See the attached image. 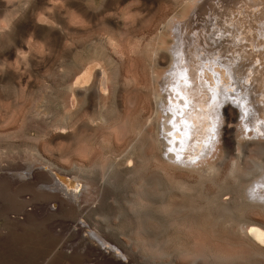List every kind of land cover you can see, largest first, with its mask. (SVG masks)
<instances>
[{"label": "rangeland", "instance_id": "obj_1", "mask_svg": "<svg viewBox=\"0 0 264 264\" xmlns=\"http://www.w3.org/2000/svg\"><path fill=\"white\" fill-rule=\"evenodd\" d=\"M207 1L0 0V264H264L244 231L264 228L249 194L264 181V134L223 99L201 156L156 138L171 21L220 0ZM247 2L222 3L247 15ZM208 14L198 22L219 25Z\"/></svg>", "mask_w": 264, "mask_h": 264}, {"label": "bare ground", "instance_id": "obj_2", "mask_svg": "<svg viewBox=\"0 0 264 264\" xmlns=\"http://www.w3.org/2000/svg\"><path fill=\"white\" fill-rule=\"evenodd\" d=\"M220 1L208 4V8L204 7L203 10L197 9V2L193 8L196 7L194 16L198 17L188 18L187 15V20L171 21L172 46L169 47V51L173 63L170 69L159 77L158 93L154 92L156 116L158 115L159 119L153 123L156 126V138L160 134L162 139L160 143L165 152L168 154L176 152L179 157L186 155L187 160H193L197 155L206 153L204 148L215 139L213 132L220 122L218 113L225 115L224 106L222 107L224 104H221L223 99L230 104V108L236 104L243 110L241 115L242 119L246 116L244 120L247 129L249 127L250 130L254 129L264 134V3H261L262 0H248L247 3L257 9L246 15L241 11L245 6L241 5L243 8L239 6V10L234 6V10H230L225 2L222 3L223 0ZM208 13L214 19L218 15L216 23L219 25L213 20L212 25L199 23L207 21ZM89 64L76 77L75 83L89 79L94 67ZM102 70L99 89L104 92L107 89V71ZM75 100L78 99L73 95L71 103L74 104ZM219 110L223 112L220 113ZM248 114L253 116L255 123L251 122ZM228 116L230 117L229 114ZM222 119L226 121L223 116ZM221 131L223 133V129ZM231 141L229 136L224 139L229 149ZM193 146L199 148H192ZM55 179L60 183L64 193L73 195L75 190L71 189L73 192L70 194L69 189L74 188V184L72 186L71 182L68 183L71 178L65 181L66 178L56 176ZM254 184L257 185L251 186L249 194L262 201V204L258 205L264 207V181ZM76 192L73 201L78 198L79 192ZM256 224H248L244 231L246 230V235L249 234L253 241L264 245V228ZM105 248L110 252V244Z\"/></svg>", "mask_w": 264, "mask_h": 264}]
</instances>
